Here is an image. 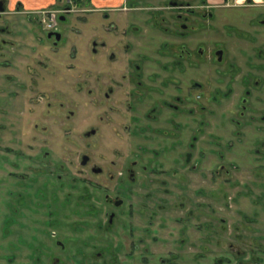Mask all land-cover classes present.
I'll return each instance as SVG.
<instances>
[{
  "label": "flooded vegetation",
  "instance_id": "1",
  "mask_svg": "<svg viewBox=\"0 0 264 264\" xmlns=\"http://www.w3.org/2000/svg\"><path fill=\"white\" fill-rule=\"evenodd\" d=\"M36 3L0 0V264H264V0Z\"/></svg>",
  "mask_w": 264,
  "mask_h": 264
},
{
  "label": "rangeland",
  "instance_id": "2",
  "mask_svg": "<svg viewBox=\"0 0 264 264\" xmlns=\"http://www.w3.org/2000/svg\"><path fill=\"white\" fill-rule=\"evenodd\" d=\"M240 15V12H237V11H231V12H228L227 13V18H230V19H232V20H236L237 18H239L238 16ZM0 25H3L1 22H0ZM15 27H13L12 28V30L13 31H15L16 33H18L19 35H23V33H22V31L23 30H21V28H20V22H18V24L17 25H14ZM1 35H2V33H0V40H2V37H1ZM89 35H91V34H89ZM3 39H4V41H9V38H7V37H3ZM220 38H217L216 39V43L215 44H212V46H213V49L215 50L216 48H224V46H223V44H220ZM226 120L227 119H224L223 117L221 118V117H219V119L217 120V125H221V126H223L222 128H219V131L221 132V133H227L226 132V129H227V127H229L230 125H229V123H228V121L226 122ZM2 122H0V124H3V123H6L7 122V120H1ZM225 122H226V124H225ZM231 131H233V130H231ZM231 134H233V132L231 133ZM59 137H61V135L60 136H58V141H59ZM67 145H68V147L70 146V143L68 142L67 143ZM60 146H61V143H60ZM1 230V229H0Z\"/></svg>",
  "mask_w": 264,
  "mask_h": 264
},
{
  "label": "crops",
  "instance_id": "3",
  "mask_svg": "<svg viewBox=\"0 0 264 264\" xmlns=\"http://www.w3.org/2000/svg\"><path fill=\"white\" fill-rule=\"evenodd\" d=\"M42 1H48V0H37V3L36 4H40V2H42Z\"/></svg>",
  "mask_w": 264,
  "mask_h": 264
}]
</instances>
